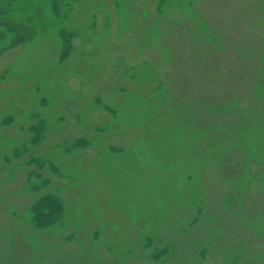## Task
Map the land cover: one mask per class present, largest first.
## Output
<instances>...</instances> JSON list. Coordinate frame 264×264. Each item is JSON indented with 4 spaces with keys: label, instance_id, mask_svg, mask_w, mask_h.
<instances>
[{
    "label": "rangeland",
    "instance_id": "rangeland-1",
    "mask_svg": "<svg viewBox=\"0 0 264 264\" xmlns=\"http://www.w3.org/2000/svg\"><path fill=\"white\" fill-rule=\"evenodd\" d=\"M143 1L146 2V0ZM185 1L154 0L155 12L160 16L159 18L167 20L166 27L157 25L153 32L146 31L136 40H143V47L160 42L165 39L169 31L174 30L173 27L186 28L187 20L190 18L197 21L199 34L203 35L202 38H199L197 34L191 36V39H200L203 43L193 48L189 47L190 56L197 57L198 53L205 55V53L215 52L220 56L228 52L229 47H238L235 44L236 39L225 32L227 28L223 25V21L226 14L242 16L249 25L262 28L264 31V2L256 5L253 0H245L242 3L244 11L237 10L236 12L233 9L235 0H208L209 6L219 15V19H210L207 15L208 18H205L201 11L195 12L194 10L192 14L187 12L189 11L187 9L195 7L199 0H187V3H184ZM135 2L136 0H112L111 2L100 0L99 5H94L87 10L83 8L82 0H0V16L8 17L14 22H19L25 15L31 14L38 3L44 7L42 12L44 17L38 16L31 21L29 29L24 31L26 38L20 43L21 50H18L17 54L13 53L9 62L4 52L10 45L12 34L9 32L8 36L0 40V163L1 160L4 163L0 165V173L5 174L7 179L23 176L25 178L23 188L30 193L24 210L17 207L15 209L10 205H5V207L11 208L10 211L14 218L12 222L17 227L15 230L21 233L25 242L33 244L38 250L43 251L44 246L47 249V255H39L41 257L36 258H32L38 255L34 250L31 249L26 253L27 261L32 258L33 264H56L53 260L54 255L61 254L62 251L58 243L48 245L46 243L48 237L54 239L62 234V241L79 240L85 243L87 242L86 237L94 242L104 240L109 232L106 234L103 227L99 226L83 232L76 225L70 227L69 222V212L78 215L87 207H92L97 217L103 218V201L107 203L108 209H118L120 214H124L127 218L132 212L124 203L133 198L134 214L142 216L147 220L146 222L155 226V220L149 214L137 211L146 201H148L147 206L150 207L158 200L157 197H151L149 192L146 193L147 188L142 186V184L146 185L147 180L141 178L140 165L137 160L141 156L147 154L154 158L175 156L173 157L175 164L170 169H174L175 174H181L183 185L194 188L197 195L201 193L204 166L214 165L230 186H222L227 190L224 192V197L219 199V204L222 205L224 211L227 210L233 200L232 197L236 194L238 195L237 204L245 203L247 198L245 194L247 196L249 193L251 181L258 178L264 180V174L259 176L254 171L256 166L260 167L261 164H253L255 163L254 150L248 143L237 141L233 145L230 143L216 145L212 142L206 144L209 131L200 126L192 117L181 114L180 118L178 114L177 118H174L156 114L159 109L167 106L165 102L171 100L172 95L166 93L169 89L166 81L158 80L156 77V74L159 76L157 61L154 58L148 59L146 50H136L115 58V64L111 69L116 74L103 86V91L94 90L93 83L96 73L106 67L104 62L106 59L101 64L95 63L92 70H85L79 74L73 73L75 68H79L81 60L85 63L94 62V54L84 50L88 42H92L101 59L105 56L111 43L112 5L117 11L116 25L121 31L136 27L139 17L149 16L144 12L140 13L139 8L132 7ZM174 8L180 11L182 16L169 14ZM183 9L185 10L182 11ZM70 13L74 18L70 16ZM210 25L218 28L211 30ZM67 46L68 49L65 50ZM248 51L250 50L232 49V53L239 55L242 59L247 58ZM31 52H36L37 55L28 57ZM164 52L166 56L169 54L168 50ZM75 54H79V57L77 56L78 58L70 64L71 71L62 73L58 79V83L62 84L65 90L53 89L51 91L43 87L40 82H36L39 80V76L34 75L37 71L42 74L46 67L48 69L49 67H61ZM139 56L146 59L136 61ZM195 60L196 58L191 63ZM261 60H264V55L261 56ZM80 74L83 76V80H80L83 86L79 91L71 90L68 86L69 79ZM155 77L158 80L155 96L160 99V102L150 104L143 101L142 97L136 102L133 99L134 95L141 94L144 88L156 79ZM254 79L252 74L246 77L248 82L251 83L252 80L254 86L257 87L261 81ZM28 80L36 82L28 88V91L19 90L20 88L14 85ZM231 84L235 86L238 83L233 81ZM24 92H30V95ZM226 96H230L229 99L225 98V100L228 99L227 101L220 100L221 102L215 101L214 103L210 96L199 98L192 93L182 94L174 110L186 112L191 109L190 105L200 101L203 103L197 106L203 115L209 113L213 118L234 116L233 123L225 125L228 126L226 129L223 128L228 136L233 135L235 129L244 123H252L253 128L263 134L260 124L264 125V94L258 100L250 95V98L246 100L241 98L240 101L234 91L231 95L227 92ZM65 100L68 101V105ZM239 103L242 104L239 105ZM60 105L64 107L60 108ZM252 113H258V115L251 116ZM70 116L74 117L79 131L70 122ZM172 119L174 123L171 121L170 125H164V122L167 123ZM152 120H157L158 124L151 127V132L144 138V141L135 140V143H128L127 140H131L130 136H133L130 133L131 129L142 124L148 126ZM164 134L166 135V139L163 137L164 141H162L164 149H159L158 143L161 135ZM259 140L263 141L264 137L259 136ZM201 147L202 152L200 153ZM178 148L180 151L177 152ZM89 149L96 150L99 156L97 159L89 160L94 168L88 171L85 170V164L88 160ZM138 181H140L139 184ZM70 190H74V194L69 197L68 191ZM229 190H232V193ZM257 190H264V183H258ZM49 194L61 202V217L54 223L41 228L36 226L35 221L31 219V209L39 203L43 213L47 214ZM193 199V195L183 199L186 208H193V212L185 218L183 225L180 226V223L170 221V223L174 222L175 235L194 229L203 220L207 225H211L216 218V212L211 210L210 215L207 214L204 219L207 207L203 200L194 202ZM254 201L255 203L263 202L257 197ZM260 215L262 225L259 228L264 229V212ZM227 219L230 220L231 217ZM105 222L108 227L123 228L121 221L110 219ZM25 226H28L30 230L26 231ZM215 226L202 231V237L195 235L183 246L179 244L183 257L176 264H199L200 260L209 256L211 250H215L216 261L220 259V264H228L230 249H236L238 244L246 239V230L243 229L246 223L242 225L243 230L237 237L230 230L225 234L221 225ZM247 226L257 228L256 224L252 223H247ZM112 228L110 230H113ZM168 232V224L161 221L160 225L152 230H140L135 239L127 237L119 241L110 237L107 239L110 250L115 253L121 252V254L112 262H103L104 264H134L133 257L138 254V256H148L154 261L166 263L168 261L165 259L173 253L176 247L175 237L165 240ZM83 233L86 235L80 240L79 237ZM219 235H223L228 242L224 248L215 249L208 242H201L202 238L212 240ZM14 237L15 233L11 227L0 228V238L5 240V244L0 246V254L4 248H10L14 244ZM249 249V246H245L242 250ZM262 252L253 259L259 262L264 261V251ZM83 253V250L80 251V254ZM194 255L199 260L192 262L191 257ZM7 257L12 260L18 258L14 254H8ZM90 258L93 264L99 263L96 261V251L90 255ZM4 263L5 259H0V264ZM231 264H242L240 257L235 256Z\"/></svg>",
    "mask_w": 264,
    "mask_h": 264
},
{
    "label": "bare ground",
    "instance_id": "bare-ground-1",
    "mask_svg": "<svg viewBox=\"0 0 264 264\" xmlns=\"http://www.w3.org/2000/svg\"><path fill=\"white\" fill-rule=\"evenodd\" d=\"M105 1L111 2L112 0ZM244 1L245 0H235V5L233 7L234 11L237 12V10H239L243 12L244 10H242V3ZM253 1L256 3V5L264 2V0ZM82 2L83 8L88 10L90 7H94V5H99L100 0H82ZM184 3H187V0ZM132 7L139 8L140 13L144 12L149 16L139 17L138 25L136 27L121 31L116 25L118 21L117 11L112 5L111 14L113 19L111 23V43L105 52V56L103 59H101L92 42H88L85 45L84 50L90 51L94 54V62L91 61L85 63L84 60H81L79 68H75L73 73L75 74L77 72L79 74L85 70H92L95 63L101 64L102 61L106 59L104 61L106 67L96 73V79L93 83L94 90L103 91V86L107 84L110 81V78L116 74H114V71L111 69L115 64V58L136 50H146L148 59L154 58L157 61L159 76L156 74V77H158V80L166 81V83L169 85V89L166 91V93H168V95H172L171 100H167L165 102L167 106L159 109V112L157 111L156 114L174 118H177L178 114L180 115V118L181 114L192 117L200 126L205 127L209 131L210 134L207 141L205 142L206 144H208V142H212L216 145H221V143H230L233 145L237 143V141H243L245 144L248 143L254 150L253 159L255 163L253 164H261L260 167L254 165L256 166V170L254 169V171H256L255 173L259 174V176H262L264 174V140H259V136L264 137V125L262 123L260 125L262 127L261 132L263 134L255 130L252 123H244L235 129L233 135L228 136L223 128L226 129L228 126L225 125L233 123L232 119L234 116H216L213 118L209 113L203 115L197 106L200 103H203L200 101H197L194 105H190L191 109L186 112H182V110L175 111L174 108L179 104L181 95L189 93L195 94L199 98H203V96H210L212 98V102L214 103L219 102L220 100L223 102L227 101L230 98V96H226L227 92H230L231 95L232 91L238 95L237 97L239 101L241 98L244 100L250 98V95L254 96L255 100H258L259 97L264 94V60H261V56L264 55L263 29L252 27V25H249V23H247V21L242 18V16L226 14L223 21V25L227 28L225 32L231 34L230 36L236 39L235 44L238 47H229V51L221 54L220 56H218L216 52L210 54L205 53V55H199L198 53L197 57L190 56L189 47L193 48L195 46H199L200 43H203L200 39H191V36L196 34L199 38L203 37L202 34H199L197 21L189 18L186 23V28L175 26L173 27L174 30L171 32L169 31L165 39H162V41L155 44H148L146 47H143L142 43H144V41H137L136 38L141 37L146 31L153 32L157 25L166 27L167 20H165V18H159L160 16L156 14L154 0H146V2H142V0H136V2L132 4ZM184 10L185 9L182 11ZM187 10H189L187 12L191 14L194 13L192 12L194 10H196L195 12L201 11L203 12V16L205 18L209 17L210 19H219L217 12L212 10V8L209 6L208 0H199L195 7L189 8ZM43 11V5L38 3L35 10L31 14L25 15V17L19 22H14L8 17L0 16V27H4L3 29H0V40L8 36L9 32L12 34L10 45L4 52V56H6V60L8 62L13 53L17 54L18 50H21L20 43L26 38V36H24V31L29 29L31 26V21L34 18L38 16H42V18L44 17L42 15ZM169 14H173L174 16H182V13L176 8L172 9L171 13ZM70 16L73 17L71 13ZM143 23H145V25H143ZM210 28L212 30L218 27L210 25ZM222 32L224 33V30ZM232 49H236L237 51H250H248L249 55L247 58L242 59L239 55L233 54ZM165 50L169 51L167 56L164 52ZM36 55V52H31L28 57H33ZM78 55L79 54H75L72 59L67 61L61 67H49V69L46 67L42 74L41 72L37 71V73L34 75L39 76V80L36 82H40L43 87L51 91H53V89L59 91L65 90L63 85L58 83V79L61 77L62 73L71 71L70 64L79 57ZM194 58H196V60L194 63H191ZM145 59V57L139 56L136 58V61L140 62ZM248 74H252V76L255 78L254 80H260V85L255 87L252 80L251 83L248 82L246 80ZM81 79L83 80V76L81 74L72 76L69 79V88L71 90L73 89L74 91H79L83 86L82 81H80ZM158 80L157 78L154 79V81H152L148 87L144 88L141 94H135L133 99L137 102L140 101V97H142L143 101H147L150 104L159 103L160 99L155 96ZM233 81L237 82L238 84L232 86L231 83H233ZM36 82L28 80L25 82L15 83L14 85L18 86V88H20L19 90L24 91L26 89V91H28V88H30V86ZM69 88L68 90H70ZM257 88L259 89L256 90ZM24 93L30 95V92ZM225 98L228 99L225 100ZM65 102L66 104L68 103L66 100ZM208 103L211 102L208 101ZM242 103H239V105ZM59 107L61 108L64 106L60 105ZM257 115L258 113L251 114V116ZM69 120L76 126V130L79 131L74 117L70 116ZM171 121L174 123V119H172L167 121V123L164 122V125H170ZM156 124H158V121L152 120L148 126L146 124H142L139 127L131 129L130 133H132L133 136H130L131 140H126L130 144L135 143V140H138V142L144 141V138L149 136L151 127ZM199 125L197 126L199 127ZM186 134L188 136V132H186ZM158 135H160L159 132ZM161 136L162 137H160L161 140L158 143V148L164 149V144L162 141H164L163 137L166 139V135L164 134ZM209 139L210 141H208ZM205 143L203 144L205 145ZM178 151H180V148L177 149V152ZM201 152L202 147L200 153ZM87 153L88 160L85 164V170L89 171L94 168L89 160L97 159L99 154L96 150L92 149H89ZM239 155H241L240 152ZM144 156H141L139 159H137L140 165L139 169L141 171V178L142 180H147L146 185L142 184V186L147 188L146 193L149 192L151 197H157L158 200L150 207L147 206L148 201H146L145 203L141 204L137 211L142 212V214H149V216L155 220V226L154 224L150 225L148 222H146L147 220L142 216H136L134 214L135 205L133 203V198H130V200H127L124 203L125 206H129V209L132 212L127 218L124 216V214H120L118 209H108L106 207L107 203L104 201L102 203L104 208V217L101 219L97 217V214L92 207H87L78 215L69 212L70 227L72 225H76L83 232H87L101 226L106 231V234L108 232L109 233L107 236L105 235L104 240L99 242H94L91 240V238L86 237V243L79 240L62 241V234H60L58 237H55L54 239L46 236L48 237V242H46L48 245L54 243H58L60 245L61 250H59L62 251V253L54 255L53 258L56 264H93V260L90 258V255L95 251L97 253L96 261L99 262L98 264H104L103 261L112 262L116 257L120 256L121 252L115 253L110 250V245L107 242L108 238L114 237L119 241H121L122 238L127 237L128 239H135L140 230H152L154 227L160 225L161 221L165 222L169 226V232L165 237V240H168L172 237L176 238V247L174 248L173 253H171L170 256L165 259V261L168 262L165 263L163 261H154L148 256H138L137 254L133 257L134 264H176L181 261V258L183 257L181 247L178 246L179 244L183 246L186 244V242H189L191 239H193L195 235L199 236V238L202 237V231H206L211 226L216 227L215 225L218 224L222 226L224 230L223 232H225V234L230 230V232L234 233L236 237L241 234L243 229L246 230L245 241L240 242L236 249H230L228 264H231L235 256L240 257L242 264H264V261L259 262L257 259H253L257 255L263 253L262 251H264V229L259 228V226L262 225L260 214L264 212V190H257V184L261 182L263 184L264 180L258 178L259 180L254 179L251 181L249 193L247 196L245 194V197H247L245 203L238 205V195L236 194L235 197H232L233 200L228 206L227 210L224 211L221 207L222 205L219 204V199L224 197V192L227 190L223 189L222 186H230L223 179L224 177L220 175V171H218L214 165L206 164L204 166L205 171L203 181L201 183V193L197 195L195 194V190H193L194 188L189 185H183L181 174H175L174 169H170V167L174 166L175 164V159L173 158L175 156H156L155 158L153 156H149L148 154ZM153 158L154 162L152 161ZM0 165H4L2 160ZM24 179L25 178L20 175L7 179L5 174L0 173V228L11 227L15 233L14 244L10 248L3 247V252L0 254V259H5L4 264H33L32 258H36L39 255L42 256L43 254L47 255V249L45 246L43 247L42 251L36 249L33 244L25 242L26 240L21 237L20 232L15 230L17 227H15L12 222L14 218L10 211V207L15 209L17 207L20 210H24L30 197V193L23 188ZM139 183L140 181H138V184ZM229 191L232 193V190ZM73 194L74 190L68 191L69 197ZM133 195L135 196L134 192ZM191 195L194 196V202L203 200L204 205L207 207V210H205L204 213V219L206 218L207 214L210 215L209 212L211 210L216 212V218H214L211 225H207L203 220L197 226H195L194 229L187 230L180 235H175L174 222L176 221L180 223V226L183 225L185 218L193 212L192 207L186 208L185 203H183V199L190 197ZM255 197L263 202L255 203ZM5 205H10V207H5ZM234 210L235 212H233ZM157 213L159 214L157 215ZM231 213L232 216H230ZM228 217H231V219L228 220ZM110 219H115L118 222L121 221V223H123V228L115 229L108 227L105 221ZM171 220L174 222L170 223ZM247 220L250 221L247 222ZM244 223H246V226L242 229V225ZM247 223H252L254 225L256 224L257 228H249ZM130 224H132L134 227H132ZM111 228L113 230H110ZM24 229L26 231L30 230L28 226H25ZM195 232L200 233V235H197L198 233L195 234ZM85 235L86 234L83 233L80 235L79 239L81 240V238L85 237ZM202 241L208 242L212 247L214 246L215 249L224 248L228 244L223 235H219L212 240L202 238L201 242ZM3 244H5V240L0 238V246ZM201 244L202 243H200V245ZM245 246H249L250 249L247 251L242 250ZM31 249L34 250L38 255H34V257L27 261L26 253L30 252ZM82 250L84 253L80 254V251ZM137 251L139 252V249H137ZM8 254H14L15 257L18 256V258L16 257L15 260L9 259V257H7ZM210 254L207 258L200 260L199 264H220V259L216 261V258L214 257L215 250H211ZM191 260L193 262L199 260V258L194 255L191 257Z\"/></svg>",
    "mask_w": 264,
    "mask_h": 264
},
{
    "label": "trees",
    "instance_id": "trees-1",
    "mask_svg": "<svg viewBox=\"0 0 264 264\" xmlns=\"http://www.w3.org/2000/svg\"><path fill=\"white\" fill-rule=\"evenodd\" d=\"M67 49H68V46H67V48L65 47V50H67ZM64 53H66V52H64ZM62 55H64V54H62ZM48 197H49V199H48L49 207L47 209L49 212L47 214L43 213V211L40 207L41 204H39V203H36L35 207H33V209H31L32 210L31 211L32 212L31 219L33 221H35L36 226H39L41 228L46 227V226L54 223L55 221L59 220L61 217V211H62L61 202L57 198H55L54 196H51L50 194L48 195Z\"/></svg>",
    "mask_w": 264,
    "mask_h": 264
}]
</instances>
